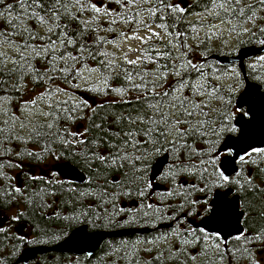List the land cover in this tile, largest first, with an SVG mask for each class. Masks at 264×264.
Masks as SVG:
<instances>
[{"label":"snow or ice","instance_id":"snow-or-ice-1","mask_svg":"<svg viewBox=\"0 0 264 264\" xmlns=\"http://www.w3.org/2000/svg\"><path fill=\"white\" fill-rule=\"evenodd\" d=\"M246 43L264 48V0H0V235L30 213L58 230L28 243L85 262L140 227L104 264H264V94L209 60Z\"/></svg>","mask_w":264,"mask_h":264},{"label":"trees","instance_id":"trees-1","mask_svg":"<svg viewBox=\"0 0 264 264\" xmlns=\"http://www.w3.org/2000/svg\"><path fill=\"white\" fill-rule=\"evenodd\" d=\"M248 46H260V45H258L256 43H246L243 46H241L239 49H241L243 47H248ZM237 51L230 52L228 49H224L222 54L214 52L212 54V56H219V57L233 56L236 54ZM212 56L209 57V60L211 62H214L218 68L227 69V68L235 67L239 71L237 66L221 65L220 63H218L217 61L212 59L211 58ZM250 64L256 65L255 70L249 68ZM244 70H245V76H243L242 73L239 71L241 73L242 79L246 80L247 82L259 85L261 87V90L264 92V85L258 84L253 79V77L257 76V75L264 76V64H261L260 62H258L257 58L251 59V60L246 61V66H245ZM80 95H87L90 101L93 98L91 94L80 93ZM24 98L26 99L27 96H25ZM95 99H98L100 101L103 98L96 96ZM28 147L31 150H36L35 147L31 144ZM5 171H7L9 175H16L17 174L14 170L5 169ZM85 180H87V176H86ZM2 184H3V181H0V185H2ZM77 185H80V187H84L83 184H77ZM89 190H91V189H89ZM249 197L257 205H259L260 202L262 200H264V194H255V193L250 192ZM0 202H2V198H0ZM258 211H259V209H257V211H254L252 213L253 221H249L250 225L253 227L258 226L259 223L264 222V221H260L257 219ZM11 214H12L11 211L6 213V215H8V216H10ZM21 219H22V221H24L23 226H21V221L13 222V231H10L9 233H7V238L4 235H0V254H3V256L7 257L9 264L13 263L15 261L16 257L18 256V254L25 248L36 247V246H49V245H53V244H56L59 242V241H52L51 243H48V242H45V243H28L27 242V241H33L34 237H38L40 240L47 241L48 237L44 235V232L52 233V232L58 230V227H57L58 222L55 221V219H53L51 221H49L47 219V217L41 219V217L39 215H37L34 219H32L30 213L27 214L26 217H23ZM28 220H31V225H29L27 223ZM37 225H39V228L35 232L29 231L30 226L35 228ZM242 226H243V222H242ZM117 228H119V227H116L113 229H117ZM107 230H111V229H107ZM19 236H25L26 242L21 243L18 240ZM14 243L18 245V251L16 252L15 255H11L12 245ZM94 255H96V257L98 259H101V257H102L101 248L99 250H97L94 253ZM74 262L75 261H73V259L72 260L70 259V256L47 254L44 256H38L34 261L30 262L29 264H74ZM82 264H88V263L82 262ZM100 264H102V263H100Z\"/></svg>","mask_w":264,"mask_h":264},{"label":"water","instance_id":"water-1","mask_svg":"<svg viewBox=\"0 0 264 264\" xmlns=\"http://www.w3.org/2000/svg\"><path fill=\"white\" fill-rule=\"evenodd\" d=\"M264 55V48H262L261 46H248V47H243L241 48L236 55L234 56H212L211 58L214 59L215 61H217L218 63H220L221 65L224 66H230L233 64H237L239 71L242 73L243 76H245V61L253 59V58H257L258 56H262ZM246 87L248 88H260V92L261 94H264V92L261 91V87L257 84L254 83H250L246 81ZM250 100L251 99H255V96H249L248 97ZM264 146V145H262ZM162 167H153L150 172H149V176L153 177L152 180H155V177H157L160 173V171H162ZM59 175V174H58ZM67 179V178H65ZM86 179V176H85ZM73 183L76 184H81V182L79 180H75L73 181ZM223 193V190L220 191V194ZM229 199H231V197H229ZM243 219V218H242ZM242 226V223H241ZM243 227V226H242ZM134 233L133 231H129V230H120V231H101L99 233V242L96 244L95 247L89 246L88 248V252H90L91 254L93 252H95L99 245L106 239H111V238H117V237H123V236H127ZM49 253H57V254H72L75 256H79L81 254H85L82 253L78 250H72L69 249L67 246H65L63 244V242L61 241L60 243L52 246V247H48V246H36V247H28L23 249L18 256L16 257L15 261L11 264H29L30 262L34 261L38 256H43Z\"/></svg>","mask_w":264,"mask_h":264},{"label":"flooded vegetation","instance_id":"flooded-vegetation-1","mask_svg":"<svg viewBox=\"0 0 264 264\" xmlns=\"http://www.w3.org/2000/svg\"><path fill=\"white\" fill-rule=\"evenodd\" d=\"M152 183L157 187L158 190H164L166 185L163 183V182H160L158 181L157 179L152 180ZM121 204L122 206L127 209L128 207L131 206V204L134 202L133 200H129L128 198H123L121 199ZM196 223H199V221H196L194 220L193 221V224L195 225ZM161 228V231H164L165 230V226L164 225H161L160 226ZM120 230H129V231H133L134 233L130 234V235H127V236H123V237H117V238H113V239H106L104 240L101 245H100V248H101V253H102V257L101 259H98L96 257V255H94V253L96 252H93L92 255H90L89 257V261L85 262L84 261V256L85 255H81V256H75V255H72V254H57V255H66V256H70V259L73 261H76L78 258L82 261V262H85V263H88V264H104V261H103V249H104V246L106 243H119L120 241L122 240H135L137 238H143L145 236H149V234H154L152 229H144V228H140V227H137V228H117V229H111V230H101V231H120ZM56 244H53V245H49L48 247H52Z\"/></svg>","mask_w":264,"mask_h":264},{"label":"bare ground","instance_id":"bare-ground-1","mask_svg":"<svg viewBox=\"0 0 264 264\" xmlns=\"http://www.w3.org/2000/svg\"><path fill=\"white\" fill-rule=\"evenodd\" d=\"M239 50H240V49H239ZM239 50H238V51H239ZM238 51H237V52H238ZM236 54H237V53H236ZM154 181H155V180H154ZM111 239H113V238H111ZM60 242H61V241H59L58 243H60ZM58 243H56V244H58ZM100 245H101V244H100ZM100 245H99V247H98L97 250L100 249ZM97 250H96V251H97ZM49 254H56V255H57V253H49ZM46 255H47V254H46ZM81 255H85V254H81ZM81 255H79V256H81ZM91 255H92V254H91ZM43 256H44V255H43Z\"/></svg>","mask_w":264,"mask_h":264},{"label":"rangeland","instance_id":"rangeland-1","mask_svg":"<svg viewBox=\"0 0 264 264\" xmlns=\"http://www.w3.org/2000/svg\"><path fill=\"white\" fill-rule=\"evenodd\" d=\"M27 99V98H26ZM97 101H99L98 99H96Z\"/></svg>","mask_w":264,"mask_h":264}]
</instances>
